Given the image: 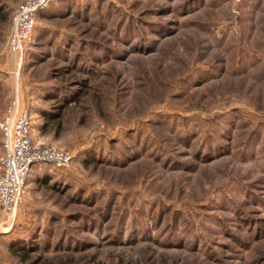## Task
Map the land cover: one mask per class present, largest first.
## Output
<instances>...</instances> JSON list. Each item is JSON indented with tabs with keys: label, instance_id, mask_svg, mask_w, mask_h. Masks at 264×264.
Here are the masks:
<instances>
[{
	"label": "rangeland",
	"instance_id": "374dc122",
	"mask_svg": "<svg viewBox=\"0 0 264 264\" xmlns=\"http://www.w3.org/2000/svg\"><path fill=\"white\" fill-rule=\"evenodd\" d=\"M22 2L0 115L17 80L72 157L0 207V264H264V0H52L19 63Z\"/></svg>",
	"mask_w": 264,
	"mask_h": 264
},
{
	"label": "built area",
	"instance_id": "2783aa9c",
	"mask_svg": "<svg viewBox=\"0 0 264 264\" xmlns=\"http://www.w3.org/2000/svg\"><path fill=\"white\" fill-rule=\"evenodd\" d=\"M52 0H23L14 11L12 27L7 36V48L15 61L21 62L27 42L31 39L39 12ZM32 118L21 102L17 88L0 115L2 153L0 154V207L12 212L24 200L27 178L36 163H48L56 168L67 166L72 154L66 149L36 145L31 134Z\"/></svg>",
	"mask_w": 264,
	"mask_h": 264
},
{
	"label": "crops",
	"instance_id": "0c3cea01",
	"mask_svg": "<svg viewBox=\"0 0 264 264\" xmlns=\"http://www.w3.org/2000/svg\"><path fill=\"white\" fill-rule=\"evenodd\" d=\"M17 8V7H16ZM16 8H15V10H16ZM14 14V13H13ZM27 46V45H26ZM26 46H25V48H26ZM8 62V61H7ZM5 62H3V64L0 66V84L2 85L5 81H6V79H7V77H6V75L7 74H5V73H8V74H10L11 75V70H8V63H6V64H4ZM5 72V73H4ZM4 79H5V81H4ZM45 82V81H44ZM14 89L15 88H17V92H18V95H19V97H20V100H21V102H23L22 101V96H24V95H22V90H21V92H20V90H19V85H17V80L15 81V84H14ZM44 87V86H43ZM35 88V87H34ZM14 89H13V91H12V94H13V92H14ZM12 94H11V96H12ZM11 96H10V98H11ZM9 98V99H10ZM24 98H25V96H24ZM9 99H8V101H9ZM7 101V102H8ZM8 104V103H7ZM23 104H25L24 102H23ZM3 113V112H2Z\"/></svg>",
	"mask_w": 264,
	"mask_h": 264
}]
</instances>
